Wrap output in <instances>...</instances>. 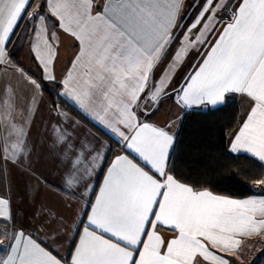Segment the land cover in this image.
Returning a JSON list of instances; mask_svg holds the SVG:
<instances>
[{"label":"snow or ice","instance_id":"6c2138e0","mask_svg":"<svg viewBox=\"0 0 264 264\" xmlns=\"http://www.w3.org/2000/svg\"><path fill=\"white\" fill-rule=\"evenodd\" d=\"M34 2L0 0V76L31 89L21 102L0 84V264H246L250 248L264 252V196L197 188L175 163L185 112L220 111L235 94L247 111L229 152L264 162V0ZM57 30L78 45L61 76ZM23 40L39 78L15 61ZM44 92L56 99L37 126ZM168 99L180 112L153 121ZM50 189L64 194L56 204L41 199ZM62 229L67 255L54 247Z\"/></svg>","mask_w":264,"mask_h":264},{"label":"trees","instance_id":"16d2710c","mask_svg":"<svg viewBox=\"0 0 264 264\" xmlns=\"http://www.w3.org/2000/svg\"><path fill=\"white\" fill-rule=\"evenodd\" d=\"M63 106L80 118L67 104ZM240 118V104L234 96L220 111L208 113L193 109L185 112L178 135L182 151L175 157L184 182L233 198H247L257 193L262 186L257 185L256 180L264 173V163L246 153H240L239 159H235V154L227 148V136ZM83 121L111 143L113 151L118 147L106 135L97 132L86 119ZM210 154L219 159V165L210 162Z\"/></svg>","mask_w":264,"mask_h":264},{"label":"crops","instance_id":"0c3cea01","mask_svg":"<svg viewBox=\"0 0 264 264\" xmlns=\"http://www.w3.org/2000/svg\"><path fill=\"white\" fill-rule=\"evenodd\" d=\"M38 3H40V0H35L33 7H35V4H38ZM95 3L97 5V10H99V7L105 3V0H95ZM21 27L23 28V25ZM57 31H58L59 48H58V60L55 64V71H56L57 76H61L64 73V71L68 67H70V62L73 59L74 54L78 51V45L74 46L75 41L71 38L70 35L60 33L59 30ZM20 34L21 33L18 31V35ZM14 55H15V61L20 62V64L23 66V68L25 69V71L28 73L29 76H32L33 78H39L42 75L40 67L37 66L36 60L32 57V55L29 52L27 40H23L21 43L16 45V48L14 49ZM191 62H192V56L190 55L188 57V61L176 73L175 80L173 81V83L181 79V77L183 76L185 71L188 69L189 64ZM164 67L165 65H161L160 70H163ZM6 80H12V82L16 85L19 95H20L21 102L23 101L25 94H29V95L31 94V89L28 87V85L25 84L23 81H21L18 77L13 78L11 73H7V74H4L3 76H0V84H2ZM42 95H43V107L41 108L40 113L36 117L37 126H39L41 121H46L48 117L47 107L49 106L51 100L56 99L55 96H54L55 98H53L52 96H49L48 92H44ZM234 97L238 100L240 104L241 118H240L238 125L235 127V129L231 131L227 136L228 150L230 149V140L232 137V133L239 127V124L247 111V104L241 98V96L239 94H235ZM61 107H63L65 111L69 112V114L74 119L80 120V123L84 129L92 132L99 139L105 140L107 143H109L106 139H104L103 137L98 135L94 130H92L91 127L86 122H84L83 120L75 116L72 112H70L67 108H65V106L61 105ZM179 112H180V109L174 104L173 100L168 99V100H165V102L161 104L159 111L156 112V114L152 117V119L153 121L157 123L164 124L169 119H173ZM118 150L119 148L117 147L116 149H114V152ZM241 153H244V152H241ZM110 160H111V157H109V162ZM52 176L53 178L55 177L54 171L52 172ZM99 180L102 182L103 180L102 175L99 176ZM262 190H263V186L261 188H258L257 193L251 197L259 198V197L264 196V192ZM49 192H50V195L48 193H45V195L42 196L41 198L44 203L56 204L57 195H61V196L64 195L63 193L58 194L55 189H50ZM73 202L74 204H82V202L80 201H73ZM33 226L36 227L38 225H36V223L33 221ZM61 232H62L64 239L62 240L61 243L54 245V247L62 255H67V250L71 246L70 245V233H68L66 230H63V229L61 230ZM41 236L44 240H47L49 244H52V240L49 239L47 235H44L43 233H41ZM257 256L258 258L255 264H264V252H261V253L258 252Z\"/></svg>","mask_w":264,"mask_h":264},{"label":"rangeland","instance_id":"374dc122","mask_svg":"<svg viewBox=\"0 0 264 264\" xmlns=\"http://www.w3.org/2000/svg\"><path fill=\"white\" fill-rule=\"evenodd\" d=\"M190 2H191V0H185V3H190ZM190 14H191V10H190ZM262 191L264 192V186H263ZM258 252L259 253L262 252L260 245H256L254 248H250L249 251L246 253V264H254V261H256L258 258V256H257Z\"/></svg>","mask_w":264,"mask_h":264}]
</instances>
